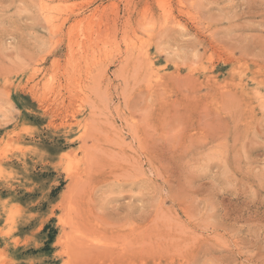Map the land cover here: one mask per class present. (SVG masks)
Returning a JSON list of instances; mask_svg holds the SVG:
<instances>
[{
  "label": "rangeland",
  "instance_id": "374dc122",
  "mask_svg": "<svg viewBox=\"0 0 264 264\" xmlns=\"http://www.w3.org/2000/svg\"><path fill=\"white\" fill-rule=\"evenodd\" d=\"M0 264H264V0H0Z\"/></svg>",
  "mask_w": 264,
  "mask_h": 264
},
{
  "label": "bare ground",
  "instance_id": "6f19581e",
  "mask_svg": "<svg viewBox=\"0 0 264 264\" xmlns=\"http://www.w3.org/2000/svg\"><path fill=\"white\" fill-rule=\"evenodd\" d=\"M46 18V20H47V17H45ZM50 19V18H49Z\"/></svg>",
  "mask_w": 264,
  "mask_h": 264
}]
</instances>
